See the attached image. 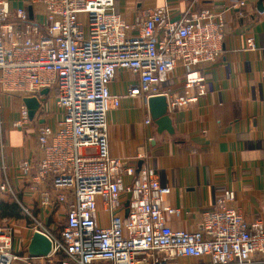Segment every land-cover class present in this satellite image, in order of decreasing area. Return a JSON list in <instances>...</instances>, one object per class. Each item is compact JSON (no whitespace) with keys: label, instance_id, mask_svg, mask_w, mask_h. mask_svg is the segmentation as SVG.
Returning <instances> with one entry per match:
<instances>
[{"label":"built area","instance_id":"2783aa9c","mask_svg":"<svg viewBox=\"0 0 264 264\" xmlns=\"http://www.w3.org/2000/svg\"><path fill=\"white\" fill-rule=\"evenodd\" d=\"M29 2L33 20L28 8L0 0V112L4 96L34 97L40 103L35 120L47 121L48 98L55 100L57 128L38 125V155L20 170L39 185L40 210H62L63 224L54 219L47 225L34 209L23 207L29 229L50 240L51 254L16 251L14 227L0 224V264L52 258L58 264H168L182 257L207 258L206 264H264V220L249 222L230 206L233 191L215 200L197 231L173 230L167 218L178 210L166 202L171 188L153 167L143 163L137 173L136 162L110 153L108 117L124 99L148 106L150 98L166 95L173 113L206 95L204 72L222 55L224 18L205 10L173 20L163 9L130 24L117 0ZM246 48L256 49L253 37ZM179 65L184 88L195 94L162 90ZM120 71L137 82L127 93H112ZM33 122L22 102L17 125ZM145 124L152 125L149 116ZM1 190L16 193L7 179Z\"/></svg>","mask_w":264,"mask_h":264},{"label":"crops","instance_id":"0c3cea01","mask_svg":"<svg viewBox=\"0 0 264 264\" xmlns=\"http://www.w3.org/2000/svg\"><path fill=\"white\" fill-rule=\"evenodd\" d=\"M258 2L117 0L120 15L130 24L163 9L173 20L208 10L225 21L222 55L204 72L208 91L197 102L170 113L173 135L167 131L158 134L153 122L145 124L150 114L141 99H124L108 117L112 156L137 165L140 161L146 163L157 171L160 182L171 188L166 202L178 210L167 218L173 230L197 231L203 214L225 191L235 193L230 206L241 211L249 222L264 220V12L258 10ZM10 4L12 8H30L29 0H10ZM250 37L255 40V50L246 48ZM184 77L185 71L179 65L162 90L175 96L195 94V90L184 88ZM136 82L135 75L120 71L110 88L112 93H127ZM22 102L21 98L4 96L0 112V224L14 227V248L18 252L27 248L34 234L27 227L23 207L34 209L47 225L54 219H63L62 210H40L39 185L33 177L22 176V162L38 155L40 125L35 119L24 125L29 133L17 125ZM46 112L49 119L45 122L57 128L61 116L53 98L48 101ZM6 179L15 196L1 190ZM4 203L18 204L23 210L22 218L5 216ZM207 261L182 257L168 264Z\"/></svg>","mask_w":264,"mask_h":264},{"label":"water","instance_id":"95a60500","mask_svg":"<svg viewBox=\"0 0 264 264\" xmlns=\"http://www.w3.org/2000/svg\"><path fill=\"white\" fill-rule=\"evenodd\" d=\"M258 10L260 12H264V0H259L258 2ZM29 16L30 19L33 20V8H29ZM49 94V90L45 89L42 91L43 96H47ZM23 104L27 108L28 117L31 121H33L36 117L37 112L40 109L39 101L34 97H26L23 99ZM150 119L156 126V131L158 134H162L167 131L170 135L174 134V128L172 125V119L170 115L169 102L168 97L166 95L157 96L150 98L148 102ZM45 118H39V124L45 123ZM143 162L140 161L137 165V173L140 171ZM131 198V194L128 195V201L126 203V207L129 206V200ZM126 214L128 215V209ZM52 251V244L50 240L41 234L40 232H35L33 237L26 248V252L33 257H48Z\"/></svg>","mask_w":264,"mask_h":264},{"label":"trees","instance_id":"16d2710c","mask_svg":"<svg viewBox=\"0 0 264 264\" xmlns=\"http://www.w3.org/2000/svg\"><path fill=\"white\" fill-rule=\"evenodd\" d=\"M4 215L7 217H12L16 219L22 218L23 210L20 208V206L16 203L13 204H5L3 206Z\"/></svg>","mask_w":264,"mask_h":264},{"label":"rangeland","instance_id":"374dc122","mask_svg":"<svg viewBox=\"0 0 264 264\" xmlns=\"http://www.w3.org/2000/svg\"><path fill=\"white\" fill-rule=\"evenodd\" d=\"M126 73V72H125ZM125 84V88H128V84H126V83H124ZM52 98H48V101L49 100H51ZM4 103V102H3ZM4 106L6 107V104L4 103ZM11 110H12V108H11ZM3 127V126H2ZM23 130L25 131V132H28L29 133V130L30 129H27V127H25V126H23ZM58 219V218H57ZM58 220H60V225H62L63 224V219L62 218H60V219H58ZM3 224H7V223H3ZM27 227L29 228V221H27ZM23 251L25 252L26 251V248L25 249H23ZM16 264H23L21 261H16ZM40 264V263H39ZM42 264H58V261H57V258H52V259H48V260H45Z\"/></svg>","mask_w":264,"mask_h":264}]
</instances>
